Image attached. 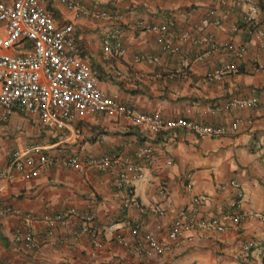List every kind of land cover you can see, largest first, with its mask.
I'll use <instances>...</instances> for the list:
<instances>
[{
	"label": "crops",
	"instance_id": "1",
	"mask_svg": "<svg viewBox=\"0 0 264 264\" xmlns=\"http://www.w3.org/2000/svg\"><path fill=\"white\" fill-rule=\"evenodd\" d=\"M72 1L73 9L63 0L45 3L58 23L74 24L77 53L107 95L167 119L238 127L223 136L179 128L154 135L107 113L74 119L63 130L18 112L0 120V171L14 153L34 145L55 159L35 178L16 174L1 180L0 264H264L259 219L264 214V53L243 22L255 7L256 24L264 29V0ZM163 23L173 24L174 52L164 51L148 28ZM117 28L122 51L106 52L103 40ZM228 43L246 45L244 57L226 50ZM227 62L239 71L221 80L208 77ZM252 97L259 100L256 107H224L229 100ZM145 143L155 146L154 161L144 163L141 175L122 188L117 180L124 164L105 172L64 164L74 154L132 158ZM6 207L19 213L1 214ZM182 210L219 216L226 230L189 227L172 240L169 229ZM88 213L95 215L96 237L83 230ZM238 215L240 223L233 221ZM137 223L165 245L163 253L137 251L138 238L131 232ZM28 231L35 240L32 251L17 239ZM251 239L259 245L245 255L244 243Z\"/></svg>",
	"mask_w": 264,
	"mask_h": 264
},
{
	"label": "built area",
	"instance_id": "2",
	"mask_svg": "<svg viewBox=\"0 0 264 264\" xmlns=\"http://www.w3.org/2000/svg\"><path fill=\"white\" fill-rule=\"evenodd\" d=\"M46 0H0V120H7L13 113L37 116L41 122L49 127L63 130L71 121L96 113H107L130 119L135 125L150 134H159L174 129L189 130L203 135L223 136L235 131L237 123L230 127L225 125L213 126L201 121L184 117L175 119L164 118L159 113H145L138 108L126 104L116 97L107 95L99 86L98 79L88 64L77 53V33L73 23L60 24L53 13L46 7ZM70 9L76 4L72 0H63ZM224 3L226 0H211ZM210 15L215 10L209 11ZM256 8L251 7L244 15L243 22L249 25L252 38L264 53V29L256 24ZM100 16L111 18L109 13L102 12ZM209 22V17L205 20ZM219 24V20L214 21ZM143 26V22L139 23ZM158 34L166 52H174L178 48L174 45V27L171 23L154 24L148 27ZM118 29V28H117ZM115 31L112 36L103 40L104 50L111 52L122 51V43ZM232 51L238 59L244 57L247 47L234 43L224 45ZM236 63L227 62L211 72L208 77L221 80L224 75L236 72ZM257 97L232 99L226 102V110L232 108L246 109L256 107ZM155 146L145 143L138 146L134 157L122 158L103 156H85L79 154L68 155L64 164L78 170L86 167L99 171H108L114 163L124 164L119 173L117 185L122 188L132 178L141 175L142 166L146 162L154 161ZM9 165L0 171V182L3 178L13 179L16 174L29 179L35 178L43 170L55 163L46 149L39 145L28 147L23 153H14ZM234 187H240L237 182ZM223 185L222 188H225ZM199 200V199H198ZM160 215L164 212L159 211ZM19 211L6 207L1 214H18ZM58 218H62L59 215ZM86 226L83 228L93 237L98 234L97 228L91 223L95 219L93 213L83 215ZM241 215L233 216V221L240 223ZM264 222V214L259 215ZM207 229L215 231L226 230V225L219 216L207 217L198 210H182L169 229V237L178 240L187 228ZM132 234L138 238L137 251L145 255L161 254L166 249L155 234L144 229L142 223L135 224ZM18 241L22 242L26 250L32 251L35 240L31 232L18 233ZM124 243V239H118ZM259 245L256 240L244 243L243 251L248 252Z\"/></svg>",
	"mask_w": 264,
	"mask_h": 264
},
{
	"label": "trees",
	"instance_id": "3",
	"mask_svg": "<svg viewBox=\"0 0 264 264\" xmlns=\"http://www.w3.org/2000/svg\"><path fill=\"white\" fill-rule=\"evenodd\" d=\"M237 71H239V68H238V70Z\"/></svg>",
	"mask_w": 264,
	"mask_h": 264
}]
</instances>
